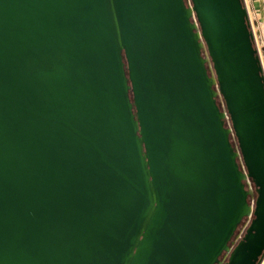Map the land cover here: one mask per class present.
I'll use <instances>...</instances> for the list:
<instances>
[{
    "label": "water",
    "instance_id": "1",
    "mask_svg": "<svg viewBox=\"0 0 264 264\" xmlns=\"http://www.w3.org/2000/svg\"><path fill=\"white\" fill-rule=\"evenodd\" d=\"M263 258L243 0H0V264Z\"/></svg>",
    "mask_w": 264,
    "mask_h": 264
},
{
    "label": "rangeland",
    "instance_id": "2",
    "mask_svg": "<svg viewBox=\"0 0 264 264\" xmlns=\"http://www.w3.org/2000/svg\"><path fill=\"white\" fill-rule=\"evenodd\" d=\"M243 3H244V0H243ZM244 5H246V3H244ZM247 5H249L250 11H251L252 26L254 29V33H255L256 37L258 38V44H259V47H258L259 50L258 51L259 52L257 51V53H258V55H260L259 57L262 60V66H263V72H264V20L262 22L259 20L260 15L255 10V8L253 7V0H247ZM249 24H250V22H249ZM251 30H252V28H251ZM254 46H255V43H254ZM227 122L231 123V120L228 118ZM234 142L237 143L236 138H234ZM260 264H264V258Z\"/></svg>",
    "mask_w": 264,
    "mask_h": 264
},
{
    "label": "built area",
    "instance_id": "3",
    "mask_svg": "<svg viewBox=\"0 0 264 264\" xmlns=\"http://www.w3.org/2000/svg\"><path fill=\"white\" fill-rule=\"evenodd\" d=\"M244 3H246V8L248 10V20L250 22V26L252 28V31H253V34H254V43H255V47L257 49V51L259 50L258 47H259V44H258V38L256 37L255 33H254V29H253V26H252V17H251V11H250V8H249V5H247V0H244ZM259 52V51H258ZM260 56V55H259ZM261 59V58H260ZM262 62V60H261Z\"/></svg>",
    "mask_w": 264,
    "mask_h": 264
},
{
    "label": "flooded vegetation",
    "instance_id": "4",
    "mask_svg": "<svg viewBox=\"0 0 264 264\" xmlns=\"http://www.w3.org/2000/svg\"><path fill=\"white\" fill-rule=\"evenodd\" d=\"M244 234H245V232L243 233L242 237L244 236ZM242 237H241V238H242ZM241 238H240V239H241ZM240 239H239V240H240ZM227 260H228V258L225 260V262H226Z\"/></svg>",
    "mask_w": 264,
    "mask_h": 264
},
{
    "label": "bare ground",
    "instance_id": "5",
    "mask_svg": "<svg viewBox=\"0 0 264 264\" xmlns=\"http://www.w3.org/2000/svg\"><path fill=\"white\" fill-rule=\"evenodd\" d=\"M263 2H264V0H262ZM263 11H264V4H263ZM263 17H264V14H263ZM263 20H264V18H263Z\"/></svg>",
    "mask_w": 264,
    "mask_h": 264
}]
</instances>
